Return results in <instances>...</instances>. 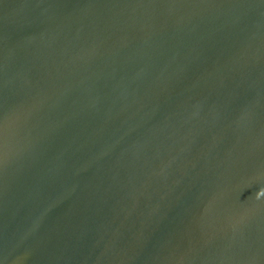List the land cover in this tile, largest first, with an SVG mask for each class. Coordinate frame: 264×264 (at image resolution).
Listing matches in <instances>:
<instances>
[{
  "label": "water",
  "instance_id": "water-1",
  "mask_svg": "<svg viewBox=\"0 0 264 264\" xmlns=\"http://www.w3.org/2000/svg\"><path fill=\"white\" fill-rule=\"evenodd\" d=\"M0 264H264V0H0Z\"/></svg>",
  "mask_w": 264,
  "mask_h": 264
}]
</instances>
